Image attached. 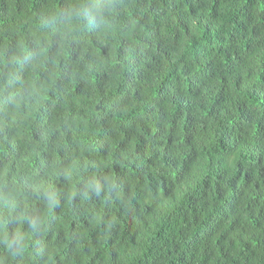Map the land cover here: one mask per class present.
<instances>
[{"label": "trees", "instance_id": "16d2710c", "mask_svg": "<svg viewBox=\"0 0 264 264\" xmlns=\"http://www.w3.org/2000/svg\"><path fill=\"white\" fill-rule=\"evenodd\" d=\"M71 3L0 0V81L19 57L13 90L20 88L35 104L33 77L40 85L51 71L59 73L48 93L52 99L39 104L28 120L14 111L9 92L0 90V182L16 173L17 182L30 191L26 157L41 176L54 155L71 157L63 148L53 153L57 135L49 131L65 105L81 114L88 108L110 110L97 125L100 151H111V115L123 117L120 131L127 141H136V177L156 179L152 154L175 170L174 179H159L170 203L157 207L134 201V215L110 202L102 214L119 222L105 238L104 225L94 228L91 215L61 201L47 234L32 238L36 259L17 258L14 264H264V0H116L120 31L89 28L69 38L65 48L48 24V13L53 6L66 12ZM129 10L145 31L133 29ZM129 32L138 41L135 58L125 60L117 82L99 57L124 60L132 44ZM45 35L52 36L46 61L40 55ZM88 41L94 47L86 50ZM21 44L30 55H21ZM241 44L243 54L237 48ZM85 64L93 68L91 82L75 74ZM245 67L255 82L243 75ZM61 127L71 140V119ZM41 141L43 148H36ZM119 147L126 150L125 143ZM178 153L185 154L183 163ZM117 160L120 173L119 152L113 154ZM6 166L12 169L7 176ZM122 175L129 179L126 169ZM16 223L15 216L10 218V229Z\"/></svg>", "mask_w": 264, "mask_h": 264}, {"label": "clouds", "instance_id": "9594fccd", "mask_svg": "<svg viewBox=\"0 0 264 264\" xmlns=\"http://www.w3.org/2000/svg\"><path fill=\"white\" fill-rule=\"evenodd\" d=\"M119 2L123 3V0H119ZM127 18L132 21L134 30L141 32L146 30L144 25L139 24L138 19L132 17L130 10L127 12ZM48 24L53 27L54 34L61 35L65 48L69 38L82 35L89 28H99L108 33L120 31L116 0H72L71 7L66 12L53 6L48 13ZM194 24L195 22H193ZM45 26L41 25V27ZM128 35L132 39V44L127 49L124 60H117L115 55L111 60L99 57L100 65L112 70L114 79L117 82L123 76L125 60L135 58L134 49L138 41L132 36L131 32ZM51 41L52 36L45 35L40 43V55L45 61L48 60ZM85 47L86 50H89L94 45L91 44V41H88ZM237 48L242 54L244 53L242 44ZM96 51L98 53L99 50ZM20 53L22 56L30 55V50L21 44ZM0 56H2V53H0ZM59 59L60 54L57 55L54 63H58ZM19 64L20 58L17 57L13 62V69L9 70L3 81H0V90L9 92L10 97L15 99L14 111L22 120H28L30 117H34L39 104L52 99L48 93L54 90L59 73L58 70L51 71L49 80L40 85H37L36 79L33 77L31 83L35 104H30L28 98L22 96L20 88L13 90L14 68ZM248 67H252V65H248ZM242 72L249 83L255 82L252 76L249 75L247 67L242 69ZM92 73V66L85 64L82 69L78 68L75 74L81 78H88L91 82ZM229 79L232 80V77ZM131 106L134 108L135 103L132 102ZM109 115L110 110L99 113L94 112L91 108L81 114L79 111L73 112L65 105L56 122L50 126L49 131L51 134L57 135V144L52 150L53 153L63 148L71 151V157L62 159L60 155H54L46 176L39 175L34 166V160L31 157H26V168L31 180L30 191L17 182L16 173H12L10 180L5 179L0 182V264H14L17 258L28 261L36 259L30 247L32 238L34 235L39 234L43 239L47 234V226L50 220L54 218V210L60 206L61 201L66 202L69 208L74 205L79 207L82 209V215H91L94 218V228L99 229L104 225L105 238L112 235L119 222L115 215L106 219L102 214V209L110 202L118 201L119 206L134 215L136 213L134 201L141 203V205H155L157 207L170 203V199L166 196L164 186L159 182V179L160 175L174 179L173 173H175V170L161 158L152 154L153 159L157 160L156 179L150 181L145 178L141 182L136 177L135 170L132 168L137 159L135 153L136 141H127L123 132L120 131L119 126L123 117L115 114L111 115L113 133L111 151L107 155L100 151L95 140L96 134L100 132L97 125L101 119ZM69 119L75 126L71 140L66 139L65 131L61 127V121ZM121 143H125L126 150L120 149ZM35 147L42 149L43 141L37 142ZM3 151L0 148V152ZM116 152L120 153L124 163V168L120 173L115 168L121 161L113 162V154ZM178 160L183 163L185 154L178 153ZM125 169L129 174L127 181L124 180L122 175ZM11 171L12 169L6 166L4 175L7 176ZM60 177H63L62 182ZM125 184L128 185L129 190H126ZM113 193H115V197ZM97 206L101 211H97ZM141 211H143V208H141ZM13 216L16 217L17 223L10 229L9 221ZM224 227L226 228L227 225L225 224ZM84 235L86 237L87 232ZM70 239L71 237H69Z\"/></svg>", "mask_w": 264, "mask_h": 264}]
</instances>
